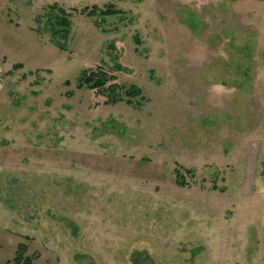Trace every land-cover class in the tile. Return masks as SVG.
I'll list each match as a JSON object with an SVG mask.
<instances>
[{
	"label": "rangeland",
	"instance_id": "rangeland-1",
	"mask_svg": "<svg viewBox=\"0 0 264 264\" xmlns=\"http://www.w3.org/2000/svg\"><path fill=\"white\" fill-rule=\"evenodd\" d=\"M98 68L140 106L76 89ZM17 243L32 264H264V0H0V264Z\"/></svg>",
	"mask_w": 264,
	"mask_h": 264
},
{
	"label": "trees",
	"instance_id": "trees-1",
	"mask_svg": "<svg viewBox=\"0 0 264 264\" xmlns=\"http://www.w3.org/2000/svg\"><path fill=\"white\" fill-rule=\"evenodd\" d=\"M89 17L95 16H107L113 14H119L118 11H114L111 7H107L104 11H100L93 7L89 11L84 10ZM47 23L44 26L50 33L51 39L57 40L58 38L65 40L69 34V15L64 10L57 8L53 5L47 9ZM22 68L21 65H14L13 69L18 70ZM76 89L89 90L95 93V96L101 98L104 106H114L116 104L123 103L127 106L139 107L140 102L143 101L141 89L135 86H123L116 83L115 77L108 74L104 70L98 68L94 70L82 71L76 80ZM178 178H181L177 174ZM178 185H182L183 182L177 180ZM25 241H29L28 238H23ZM33 258L27 256V247L24 244L18 243L16 245L13 258L6 264H32Z\"/></svg>",
	"mask_w": 264,
	"mask_h": 264
},
{
	"label": "crops",
	"instance_id": "crops-1",
	"mask_svg": "<svg viewBox=\"0 0 264 264\" xmlns=\"http://www.w3.org/2000/svg\"><path fill=\"white\" fill-rule=\"evenodd\" d=\"M18 244V243H17ZM16 248V247H15ZM15 248H14V250L13 251H15Z\"/></svg>",
	"mask_w": 264,
	"mask_h": 264
}]
</instances>
